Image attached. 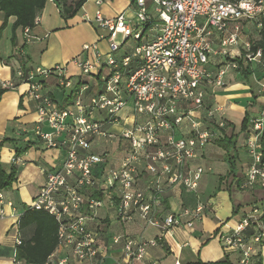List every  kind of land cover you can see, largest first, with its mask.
I'll use <instances>...</instances> for the list:
<instances>
[{
	"label": "built area",
	"instance_id": "2783aa9c",
	"mask_svg": "<svg viewBox=\"0 0 264 264\" xmlns=\"http://www.w3.org/2000/svg\"><path fill=\"white\" fill-rule=\"evenodd\" d=\"M86 20L104 33L100 39L108 52L98 44L84 47L89 58L73 64L85 80L76 84L62 65L16 73L36 105L35 138L65 153L62 166L45 173L30 206L59 225L58 249L65 254L51 255L48 264H106L96 222L109 208L122 224L139 218L162 232L193 229L203 219L202 206L163 218L160 208L166 188L197 193L208 169L194 162L228 127L218 109L208 106V92L225 88L228 76L240 73L237 60L262 67L264 76L263 51H253L243 34L245 24L264 29V0H131L129 10L115 18L98 12ZM24 33L29 39L30 29ZM130 40L137 46L121 53ZM213 58L222 62L212 65ZM50 79L71 91V104L61 106L46 92ZM16 87L10 82L3 89ZM263 133L264 117L253 120L245 140L252 162L243 190L256 183L264 188ZM112 145L123 150L121 158L108 153ZM142 175L150 178L143 188ZM112 240L115 245L124 240L129 264L157 245L126 236ZM221 242L239 264H250L264 247V213L253 209ZM21 244L18 235L16 247ZM16 257L15 251L14 264H23Z\"/></svg>",
	"mask_w": 264,
	"mask_h": 264
},
{
	"label": "crops",
	"instance_id": "0c3cea01",
	"mask_svg": "<svg viewBox=\"0 0 264 264\" xmlns=\"http://www.w3.org/2000/svg\"><path fill=\"white\" fill-rule=\"evenodd\" d=\"M130 5L131 0H107L99 7L96 0H88L74 18L65 19L60 6L54 0H48L37 19L36 27L30 30L29 39L23 29L13 31L14 17L7 20L4 16L0 17V89L10 82L18 84L16 90L4 92L0 100V159L6 171L13 168L17 171L12 188L0 191V264H14L21 215L35 201L45 183V173L59 169L65 156L63 151L49 149L35 138L34 129L38 120L36 105L26 97L29 87L19 82L16 73L21 68L30 71L62 65L67 67L69 76L76 84L85 80L79 68L73 64L76 59L89 58L90 54L84 52V47L98 44L102 53L108 52L107 41L100 39L104 33L87 22L86 18L93 19L98 12L107 18H115L128 11ZM130 51L128 49L127 53ZM226 82L225 88L208 92L207 103L218 109V118L228 123V127L219 133L220 139L236 138V175L231 176L226 152L215 142L203 150L194 162L208 169L196 194L183 186L165 189L160 208L161 218L183 209L204 208L203 219L193 229L177 227L162 232L147 226L139 218L122 224L113 209L100 211L96 225L99 228L100 246L108 255L106 264H129L125 258L124 240L118 245L112 240L118 236L157 241L156 246L147 248L144 259L134 264L215 263L226 256L234 263L237 261V254L224 251L221 238L230 233L253 209L259 208L264 213V188L256 183L252 188L241 189L252 162L245 148L249 130L242 132V125L246 116L250 124L264 117L263 69L255 64L250 78L234 72ZM45 87L59 105L71 104V91L60 88L55 79L48 80ZM45 130L48 131L47 126ZM116 147L112 145L108 150L114 159H119L124 153ZM17 150L22 153L17 155ZM16 158L17 162L14 161ZM149 180L142 175L139 187H145ZM55 253L60 256L65 254L59 249ZM257 253L261 254L264 264V247H259ZM69 264L76 262L71 261Z\"/></svg>",
	"mask_w": 264,
	"mask_h": 264
},
{
	"label": "trees",
	"instance_id": "16d2710c",
	"mask_svg": "<svg viewBox=\"0 0 264 264\" xmlns=\"http://www.w3.org/2000/svg\"><path fill=\"white\" fill-rule=\"evenodd\" d=\"M61 8L62 15L65 19L74 18L83 5L88 0H54ZM48 0H0V17L15 19L13 24V31L18 29L33 30L37 25V19L44 10ZM247 26H252L255 31V36L250 38L253 51L261 49L264 55V29L259 31L254 23L245 24L243 32ZM4 27V26H3ZM3 27L1 30L3 31ZM1 37V32H0ZM15 39V38H14ZM240 69L239 72L244 78H250L253 73V65H244L243 60H237ZM22 71L26 72L24 68ZM9 89H0V100L4 92ZM251 127L249 118L246 116L242 125V132H246ZM262 152L264 160V133L262 134ZM218 145L226 152V161L230 166V174L236 175V158L234 156V149L236 146L235 137H224L218 141ZM97 152V151H96ZM21 150H17V155L21 154ZM17 178V171L13 168L11 171H6L0 159V191H5L14 185ZM19 237L22 244L16 247V255L19 261L25 264H48L51 255L55 254L59 247V225L56 220L48 213L43 211H35L30 207L21 215L18 222ZM191 264H239L238 259L234 263L229 257L215 263H203L198 261ZM250 264H263L261 254H257Z\"/></svg>",
	"mask_w": 264,
	"mask_h": 264
},
{
	"label": "rangeland",
	"instance_id": "374dc122",
	"mask_svg": "<svg viewBox=\"0 0 264 264\" xmlns=\"http://www.w3.org/2000/svg\"><path fill=\"white\" fill-rule=\"evenodd\" d=\"M243 34H244L248 39H250V38H253V39H254V37L256 38V36H255V31H254V29H253L252 26H247V27L245 28ZM118 39H119V41H122V37H121V35L118 37ZM136 46H137V43L134 42L133 40H130V41L127 42V44L122 48L121 53H123V52H127L128 49H129V50H130V49L133 50ZM220 61H221L220 59L213 58V59L211 60V64H212V65H216V64L219 63ZM115 147H116V145H114V148H115ZM114 148H113V150H114ZM109 149H110V147H109ZM107 151H108V153L110 152L109 150H107Z\"/></svg>",
	"mask_w": 264,
	"mask_h": 264
}]
</instances>
